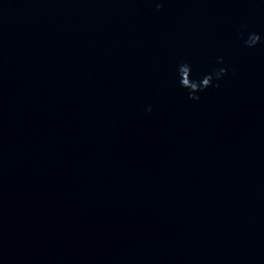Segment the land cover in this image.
Segmentation results:
<instances>
[{
  "label": "water",
  "instance_id": "water-1",
  "mask_svg": "<svg viewBox=\"0 0 264 264\" xmlns=\"http://www.w3.org/2000/svg\"><path fill=\"white\" fill-rule=\"evenodd\" d=\"M158 2L0 0V264H264V0Z\"/></svg>",
  "mask_w": 264,
  "mask_h": 264
},
{
  "label": "clouds",
  "instance_id": "clouds-1",
  "mask_svg": "<svg viewBox=\"0 0 264 264\" xmlns=\"http://www.w3.org/2000/svg\"><path fill=\"white\" fill-rule=\"evenodd\" d=\"M157 9L162 8L163 4L156 0ZM262 40H264V36H262L258 32H250L247 36V39L244 43L248 47H255ZM217 64L220 65L212 72H208L196 79H193V66L189 61H182L177 66V78L180 86L188 90L189 97L193 100H199V93L207 90L210 87H219V82L223 79L225 75L229 72V68L225 65V60L223 56L217 57ZM184 73L189 74V79L191 83L189 84V79H185ZM146 111L151 112L152 108L149 106Z\"/></svg>",
  "mask_w": 264,
  "mask_h": 264
}]
</instances>
